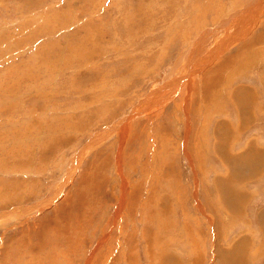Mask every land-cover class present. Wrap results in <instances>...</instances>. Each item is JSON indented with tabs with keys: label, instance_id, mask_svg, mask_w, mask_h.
Returning <instances> with one entry per match:
<instances>
[{
	"label": "rangeland",
	"instance_id": "rangeland-1",
	"mask_svg": "<svg viewBox=\"0 0 264 264\" xmlns=\"http://www.w3.org/2000/svg\"><path fill=\"white\" fill-rule=\"evenodd\" d=\"M164 263L264 264V0H0V264Z\"/></svg>",
	"mask_w": 264,
	"mask_h": 264
},
{
	"label": "crops",
	"instance_id": "crops-1",
	"mask_svg": "<svg viewBox=\"0 0 264 264\" xmlns=\"http://www.w3.org/2000/svg\"><path fill=\"white\" fill-rule=\"evenodd\" d=\"M256 13V15L255 16H253L252 17V24H250V25H248V26H246V25H241V29H238L237 31H235V32H233L232 34H229V35H227V37H226V39L225 40H223L222 41V43L220 44V45H218V48H217V50H219L220 48H222V49H225V47H226V45H227V43H229V45L230 44H232L233 43V41L234 40H236V39H238V38H240V39H242V38H244V37H247L250 33H251V26L253 25V24H255V21H256V19H257V17H258V15H259V11H256L255 12ZM225 44V45H224ZM223 64L224 63H222V64H220V65H222L223 66ZM242 102V101H241ZM240 102V103H241ZM242 104V103H241ZM123 120V121H122ZM121 120V122L119 123V124H117V127L118 126H120V124L122 125L123 124V122H126L127 120H126V118H124V119H122ZM124 125H122V126H120L119 128H121V132L124 130V127H123ZM111 128H113L112 126H105V128L103 129V131H109V130H111ZM100 131H102V130H100ZM93 137H95V134H93L92 136H91V138L93 139ZM96 140V139H95ZM153 142H154V140H153ZM183 153H184V156H186V157H188V154L185 152V147L183 148ZM79 158L80 157H78V155H74L73 157H72V160H71V163H70V166H68L67 167V169L65 170V173H64V175H63V179H62V181H63V183H66V182H68V180H69V178H70V175H72V172L70 173L69 172V168H73V169H75L73 166H75L76 165V167L78 166V161H79ZM163 164L164 165H166V166H168L167 167V170H164V173L166 174V177L167 176H169L170 175V172L169 171H173V168H169V166L172 164H174V162H173V160L171 159V158H165L163 161ZM170 169V170H169ZM230 172H233V171H230ZM237 173V172H236ZM85 175H86V173H84ZM87 176H91L90 175V173H88V175ZM86 176V177H87ZM85 178V177H84ZM90 179V178H89ZM87 180H88V178H87ZM88 184V183H87ZM88 187H92V190H94V191H96L95 189V186H93V184H89L88 185ZM86 191V190H85ZM59 192H60V190L57 192V194H56V192L54 193V196L52 197L53 199L51 200V201H49V200H47V199H41V200H39V201H37V203L34 205V206H31V207H29V208H27V210H26V212L27 211H32V210H35V209H37L38 211H41V210H46V208H47V206H49V203H51V202H53L54 201V199L55 198H58V194H59ZM131 197L129 198L130 200V202L128 201V210H132V202H133V200L135 199V197H134V194H131L130 195ZM69 199H72V200H70V201H74L76 204H78V205H82L85 201L84 200H86V199H84V197H83V193H81L79 190H75V191H73L72 192V194L70 195V197L67 199V200H69ZM74 199V200H73ZM159 199H162L163 200V202H166L167 200H168V197L167 196H161ZM227 201V200H226ZM130 203V204H129ZM235 204H238V201H237V203H235ZM233 205V204H232ZM57 213H58V210H56L54 213H53V216L55 217L56 215H57ZM158 214V213H157ZM159 235V234H158ZM157 235V237H159ZM169 254V253H168ZM168 256V255H167ZM167 258V257H166ZM165 258V259H166ZM166 263V262H165ZM164 263V264H165Z\"/></svg>",
	"mask_w": 264,
	"mask_h": 264
},
{
	"label": "bare ground",
	"instance_id": "bare-ground-1",
	"mask_svg": "<svg viewBox=\"0 0 264 264\" xmlns=\"http://www.w3.org/2000/svg\"><path fill=\"white\" fill-rule=\"evenodd\" d=\"M233 197H235V196H233ZM229 203V202H228Z\"/></svg>",
	"mask_w": 264,
	"mask_h": 264
}]
</instances>
